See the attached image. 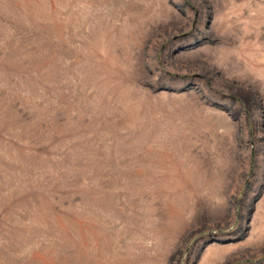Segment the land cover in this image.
Masks as SVG:
<instances>
[{
	"label": "rangeland",
	"instance_id": "rangeland-1",
	"mask_svg": "<svg viewBox=\"0 0 264 264\" xmlns=\"http://www.w3.org/2000/svg\"><path fill=\"white\" fill-rule=\"evenodd\" d=\"M0 264H264V0H0Z\"/></svg>",
	"mask_w": 264,
	"mask_h": 264
}]
</instances>
